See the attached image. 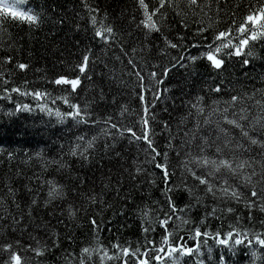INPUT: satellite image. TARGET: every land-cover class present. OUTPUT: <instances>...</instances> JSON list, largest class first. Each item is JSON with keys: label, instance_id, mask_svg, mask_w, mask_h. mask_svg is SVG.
Listing matches in <instances>:
<instances>
[{"label": "snow or ice", "instance_id": "obj_1", "mask_svg": "<svg viewBox=\"0 0 264 264\" xmlns=\"http://www.w3.org/2000/svg\"><path fill=\"white\" fill-rule=\"evenodd\" d=\"M24 4L25 0H0V33L8 23L26 25L31 40L34 30L47 28L40 43L46 54L55 56L60 69L55 71L54 64L53 74L43 77L52 90L9 87L8 77L16 70L26 74L32 65L14 59L19 40L0 43L12 52L2 57L0 68L14 64L7 73L0 70L4 98L11 99V93L31 96L41 111L55 115L60 123L70 119L76 126L88 125L94 134L77 135L68 144L66 155L75 158L72 166L63 157L51 160L59 165L62 180L44 175L46 163L31 175L19 165L9 167L0 187V264H47L46 258L56 255V250L64 264H181L185 256L194 258L193 264H208L215 247L234 254L245 242L249 264L258 260L264 264V252L259 250L264 249V231L241 223L264 214V86L241 85L237 90L229 81L226 89L221 80L205 84L207 92L202 88L191 96L184 92L177 96L171 86H164L177 66L188 68L205 60L219 76L228 71L225 57H238L245 67L259 58L255 48L264 44V0H249L246 6L243 0L223 4L221 0H133L127 17L122 8L111 20L107 10L80 0L87 26L58 13L55 2L51 12L44 7L26 9ZM176 24L181 28L172 39L169 30ZM81 30L91 32L87 43L69 39L70 33ZM97 46L120 63L119 74L96 55ZM153 48L164 55L179 49L180 55L171 56L167 64L153 63L149 59ZM129 83L134 85L130 90L134 107L117 102ZM23 84L30 81L24 79ZM225 90L227 98L214 96L205 103L211 94ZM57 101L68 110L56 107ZM160 103L163 108L157 107ZM179 107L184 112L176 116ZM21 109L31 106L17 105ZM60 148L64 152V145ZM7 158L10 164L15 154L8 152ZM154 191L161 198H154ZM129 205L141 220L142 239L105 245L100 240L104 211L125 215ZM200 207L204 214L197 222L191 213ZM228 217L233 222L227 230L223 224L209 227L211 220ZM82 220L90 226L92 240L79 252L70 251ZM260 224L264 227V219ZM65 242H71L67 248ZM215 264H227L225 256L221 254Z\"/></svg>", "mask_w": 264, "mask_h": 264}, {"label": "trees", "instance_id": "obj_2", "mask_svg": "<svg viewBox=\"0 0 264 264\" xmlns=\"http://www.w3.org/2000/svg\"><path fill=\"white\" fill-rule=\"evenodd\" d=\"M55 2L57 5L56 11L62 13L69 18V21L79 22L82 25H86V17L84 10L81 7L80 0H25V4L22 5L24 8H35L37 11L44 7L49 12H51L52 3ZM91 3L97 5L101 10H107L109 13V19L119 16L122 8L126 9L125 16L127 17L129 13L133 10V0H90ZM229 3H239L240 0H228ZM249 0H243L246 6ZM255 3V0H251ZM224 0H221V4ZM79 13V16L76 14ZM125 27L127 26V20L124 21ZM87 26V25H86ZM221 27L224 23L221 22ZM181 28L180 25L176 24L172 29L169 30L170 38L175 39V34ZM4 32L0 33V43L5 45L13 44L15 40H19L20 47L17 48L14 59L24 60L32 65V68L26 72V74H20L19 70H16L9 78V87L19 85L22 88H43L52 90L53 86L46 83L43 77L47 74L51 76L53 74V65L55 64V71H59L60 66L56 62V58L51 52L45 53L44 47L41 46V41L44 39V35L47 32V28L42 31H33L32 39L29 40V34L26 25H16L12 23L5 24ZM9 33L11 35H9ZM91 32H85L81 30L80 32L70 33L69 39L80 40L81 42L87 43L90 39ZM191 36H189V41ZM156 43H160L157 41ZM162 46V45H161ZM189 51L192 54H196L197 50L195 48H190ZM257 56L259 58L253 60L252 64L245 67L239 63V58L235 57L228 60L227 62L228 71L221 72L219 76L216 71L208 67V62L205 60H198L195 65L188 68H181L177 66L170 73V79L165 81L164 86H171L172 93L177 96L181 92L189 94V96L197 93L203 88L204 92H207V88L204 87L205 84L212 85L214 82L219 83L221 80L225 83V88L227 89L228 82L231 81L232 86L239 90L241 85L250 86L255 84L256 87L264 86V44H258L255 48ZM32 53L30 56L29 53ZM11 55L12 52L6 47H0V64H3L2 57L4 55ZM78 54V52L76 53ZM96 55L101 58V60H108L109 66H114L117 69V74H119V69L122 67L119 62L111 60V52L107 55L100 50L99 46L96 49ZM173 55H180L179 49H169L168 54L164 55L160 53L157 49L153 48L152 55L149 57L151 62L160 64H167L170 57ZM65 58H68V53H64ZM42 57V58H41ZM75 59V56L72 57ZM102 67V65H101ZM14 68V64L3 65L0 70L5 73L9 72ZM36 69H40L37 71ZM100 68L97 69L99 71ZM107 71V69H104ZM147 72V69H145ZM27 79L30 84L25 86L23 80ZM125 79H128L125 76ZM135 78L133 77L132 80ZM5 86L0 80V187L3 186V180L5 175L9 172V167L14 165H19L24 171L28 172L29 175L33 171L39 172L40 169L47 164V170L44 175L46 177H53L57 180H62V176L57 172L59 165L52 164V159H60L63 157L64 160L68 162L70 166L74 164L75 158L66 155L67 147L70 142H73L77 135L87 134L92 135L94 132L89 130L88 125L76 126L70 119H65L63 123H60L55 115L49 116L47 112L41 111L37 107V101L31 96H21L18 93H11V99H5V93L3 88ZM85 89H89V85L85 82ZM134 87L132 83H129L127 88H125L122 94L117 96L118 103H128L131 106H135L134 93H131V89ZM163 87V86H162ZM249 91L251 88L249 87ZM88 95H91V91H87ZM171 94V93H170ZM53 95H59L58 92H54ZM82 97L85 95L81 94ZM229 95L228 91H222L221 93L211 94L209 98H206L205 103L210 102V98L214 96H222L227 98ZM170 103V102H169ZM179 103V101H177ZM28 104L31 106V110H17V105ZM56 107H61L62 111H67V105H63L61 101H57ZM115 106H113L114 108ZM158 108H163L164 104L160 103L157 105ZM113 108H109L108 111L112 112ZM184 112L183 107L176 109L174 115L178 116ZM162 115L167 118L168 113H162ZM64 145V152H61L60 146ZM12 152L15 154V159L7 162V153ZM36 153L41 155L38 157ZM31 156L32 159L29 160L28 157ZM23 161V163H22ZM75 168L79 169V164H75ZM15 171V168L12 169ZM84 171V170H81ZM98 175V174H97ZM24 181H17V183H22ZM99 190V189H97ZM154 198H161L159 191L153 192ZM183 199V198H182ZM178 201V203H181ZM139 202V201H138ZM209 205L211 201H206ZM203 207L193 210L191 213L192 219L198 222L199 217L203 216ZM97 219H101L100 216ZM264 219V214L257 213V219L254 221L242 220L241 223L244 227H251L256 231H264V227L261 226L260 220ZM103 220L105 223L101 225L100 240L105 245L110 242L119 240L121 243L125 241L136 242L141 240L143 233L141 231V220L135 209L129 205L125 215H115L113 209H108L103 213ZM231 217H228L224 221L211 220L209 227L216 228L223 224L225 230L229 223H232ZM82 227L77 229L75 234L78 240L75 244H72L70 251L74 250L79 252V248L84 244L91 242L92 236L89 231L90 226L84 221H81ZM178 223V221H177ZM191 227L185 226L184 229L180 230V235H184L187 228ZM156 238H159V230L155 234ZM187 243H193L192 241H187ZM71 242H65L64 247L67 248L68 244ZM212 243V241H209ZM264 252V249H259ZM223 254L227 261V264H249L250 262V252L249 247L246 242L244 245L238 246L236 252L233 254L229 252L224 247H215L213 249L214 259L208 264H215V261L219 259L220 255ZM193 259L190 257H182L181 264H193ZM207 260V257L205 256ZM47 264H64V261L60 259V252L56 250V255L49 256L46 258ZM98 264V262H97ZM115 264V262H111ZM260 264V261H257Z\"/></svg>", "mask_w": 264, "mask_h": 264}]
</instances>
